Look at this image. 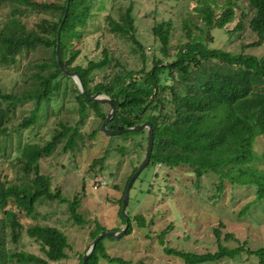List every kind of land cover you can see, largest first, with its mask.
Masks as SVG:
<instances>
[{
	"label": "trees",
	"instance_id": "16d2710c",
	"mask_svg": "<svg viewBox=\"0 0 264 264\" xmlns=\"http://www.w3.org/2000/svg\"><path fill=\"white\" fill-rule=\"evenodd\" d=\"M111 1L112 6L104 16L105 27L101 29L102 41L97 43L98 48L102 47L99 58L82 66L74 65L81 53L76 44L81 32L98 19V13L94 12L97 0H70L69 4L68 0L63 3L0 0V5L7 3L9 8V13L0 18V69L13 74L10 85L0 84V153L14 135L21 140V135L27 133L29 138L36 139L37 132L46 126L52 103L67 101L72 88L79 116L74 126L57 120L44 144L25 142L16 159L10 162L16 164V178L10 180L8 174L0 178V264H52L68 258L72 250L68 237L59 227L46 222L50 216L43 211L54 200L67 204L70 220L75 225L85 223L78 211L82 199L76 196L67 200L59 189L53 191L51 179L39 168L41 159L49 157L63 140L66 144L62 152L75 153L79 141L84 139L80 127L88 116L99 118L102 124L110 111L108 105L82 95L74 80L65 76L58 65L57 34L67 6L59 56L68 71L79 74L89 94L101 93L113 100L117 111L108 129L123 131L150 122L154 146L149 165L162 166L167 171L188 168L187 173L193 180L190 186H185L210 192L213 196L210 199H215V203L227 186L253 190L255 199L241 215L264 201V172L253 165L257 143L264 142V56L245 53L246 49L258 48L264 42V0H246L248 9L240 5L239 0H153L172 7L186 3L190 17L180 23L173 18L159 21L155 17L151 33L158 52L154 47L151 55L138 36L136 0ZM155 9V13H160L159 7ZM34 11L41 16L30 30L21 16ZM246 21L256 41L243 43L238 53L212 46L214 30L222 31L231 39L245 30ZM233 23L236 25L229 29ZM108 37L128 46V56L139 59L141 65L129 68L122 63L113 55ZM173 39H176L175 45ZM97 74H102V79L92 86ZM121 136L133 138V150L146 157L147 130ZM117 151L125 153V148ZM105 158L96 160L90 171H95L96 165ZM132 175L123 189L120 208ZM205 180L209 183L205 184ZM157 187L155 193L160 196H169L175 190L170 184ZM147 193L152 194L150 190ZM168 202L175 211V219L158 237L166 255L179 258L184 264H218L248 255L255 257L258 264H264V246L256 250L247 248L246 242L226 246L225 242L238 241L233 234L226 233L223 237V223L213 230L218 248L215 253L171 248L166 237L178 228L176 221H188V217L179 213L174 200L169 198ZM120 216L126 223L121 212ZM153 220V217L147 220L144 215L134 217L138 227L144 230H148ZM101 231L97 226L91 240ZM132 231L130 218L126 235H131ZM186 238L190 239L189 235ZM103 239L86 264H133L109 255ZM26 241L38 245L42 255L25 251L22 246Z\"/></svg>",
	"mask_w": 264,
	"mask_h": 264
},
{
	"label": "rangeland",
	"instance_id": "374dc122",
	"mask_svg": "<svg viewBox=\"0 0 264 264\" xmlns=\"http://www.w3.org/2000/svg\"><path fill=\"white\" fill-rule=\"evenodd\" d=\"M35 1L39 3H53L55 1L63 3L64 0ZM159 3L153 0H136L135 5L138 36L146 46L149 55L152 54L154 47L158 52V44L151 33L155 17L159 21L164 18H173L179 23L182 19L190 17L186 3L178 4L175 7ZM124 4L126 5V3ZM239 4L248 9L246 0H239ZM111 6V0H97L94 12L98 13V19L91 21L90 28L81 32L80 41L76 44L81 53L74 65L86 66L89 60L99 58L102 47L98 48L97 43L102 41L101 33L103 31L101 29L105 27L104 16L108 14ZM156 7H159L160 13H155ZM8 13L7 3L0 5V18L5 17ZM40 16L34 11L30 15L21 16V21L27 24L31 30ZM251 16L250 13L249 18ZM235 25L236 23L231 24L229 29ZM247 25L248 21H246L245 30L238 35L239 37L234 35L231 39H228L227 34L222 31L214 30L212 46L235 53L241 52L243 43L249 44L257 40ZM108 39L110 40L109 47L114 50L113 55L120 58L122 63L129 68H138L141 65L139 59L128 56L130 52L128 46L122 45L110 37ZM175 42L176 39H173V45ZM245 53L258 57L264 56V42L258 48L246 49ZM8 72V70L0 69V84L10 85L12 83L13 74ZM101 79L102 74H97L92 86ZM52 104L46 126L39 128V132L36 130L38 133L36 139L29 138L27 133L21 135V140L14 135L12 141L0 153V172L4 170L0 178L6 174L10 180L16 178V164L11 165L10 162L16 159L25 142L35 141L44 144L46 140H49L52 126L57 124V120L67 122L71 126L76 125L79 116L73 88L67 101L63 103L62 101L53 102ZM104 108L107 112V107ZM101 125V120L90 114L84 125L80 127L84 139L79 141V147L75 153L64 154L62 152V148L66 144V140H63L49 157L41 159L39 163L40 172L51 179L53 191L56 192L59 189L67 200H73L76 196L82 199L78 211L85 221L81 226L75 225L70 220L67 204L62 205L58 200H54L53 204L46 205L43 211L49 213L50 216L46 222L63 230L72 246L66 260L52 264H80V257L89 251L93 242L91 235L97 230V226H100L101 232H121L125 229L126 223L120 216L119 200L122 198L128 178L136 167L139 168L142 165L145 157L143 154L140 155L138 150H133L135 146L133 138L107 136L99 131ZM121 147L125 148V153L117 151ZM110 149L114 150L106 155ZM256 153L254 168L264 172V142L261 140L257 143ZM104 157H106L105 160L99 162L95 167L96 170L91 172L93 163L96 160H102ZM3 163H5L4 166ZM188 170V168H184L167 171L162 166L156 168L152 165L147 166L135 181L130 192L127 213L132 220V234L126 235L125 233L119 240L104 237L103 244L109 255L123 258L133 264L139 262L146 264H184L179 258L166 255L159 245V235L175 219V211L171 210L168 204L169 198L176 202L179 213L188 217V221H176L178 228L166 237L171 248L201 254L215 253L218 248L215 244L213 230L220 223L225 225L223 237L226 233L233 234L238 241L225 242L226 246L235 247L243 242H246L247 248L251 250L264 246V201L252 206L247 214L241 215L243 209L255 199L253 190L231 189L230 186H227L223 196L215 203V199H210L213 197L210 192L187 187L193 180V177L187 173ZM158 174L160 175L159 179L156 178ZM100 182H104L105 185L94 189L95 186H100ZM208 183L209 181L205 180V184ZM158 184L162 188L170 184L175 186V190L169 196L157 195L155 191ZM148 190L152 194L149 195ZM138 215H144L147 220L153 217V224L149 226L148 230L138 227L137 222L134 221V217ZM186 235H189L190 239H187ZM22 248L29 253L42 255L39 246L32 241H26ZM218 264H258V262L255 257L243 255L235 260H223Z\"/></svg>",
	"mask_w": 264,
	"mask_h": 264
},
{
	"label": "water",
	"instance_id": "95a60500",
	"mask_svg": "<svg viewBox=\"0 0 264 264\" xmlns=\"http://www.w3.org/2000/svg\"><path fill=\"white\" fill-rule=\"evenodd\" d=\"M70 0H68V4H69ZM68 10H69V6H67L66 11H65V15L63 18V21L59 27L58 30V34H57V38H58V45H57V62L58 65L62 71V73L67 76L70 77L74 80V82L76 83L79 91L81 92L82 95H84L87 99L99 103V104H106L110 107V111L107 115L106 120L102 123L101 125V131L103 133H105L107 136H121L122 134H127V133H132V132H139V131H144L147 130L148 131V135H149V141H148V147H147V153H146V157L144 162L142 163V165L137 169V171L132 175L128 186L126 188V191L124 193L123 196V200H122V208H121V213L124 216L125 220H126V226L125 229L121 232H108V231H103L101 232L92 242L89 251L86 252L83 256V262L82 264H86L88 261V258L91 256L94 248L96 247V245L99 243L100 240H102L104 237H110L113 238L115 240H119L128 230L129 225H130V216L127 213V208H128V204H129V198H130V192L132 189L133 184L135 183V181L137 180V178L140 176V174L147 168V166L150 163V159H151V155H152V151H153V146H154V132H153V127L152 124L150 122H146L144 124L141 125H137L135 127L132 128H128L125 129L123 131H116V130H110L108 129V125L111 123L112 119L115 116V113L117 111V109L114 107L113 104V100H111L110 98L102 95L101 93H96L94 95L89 94L86 89L85 86L83 84V81L81 79V77L79 76V74L77 72H70L67 70V68L62 64L60 56H59V43H60V37H61V31H62V26L64 24V21L67 18L68 15Z\"/></svg>",
	"mask_w": 264,
	"mask_h": 264
},
{
	"label": "built area",
	"instance_id": "2783aa9c",
	"mask_svg": "<svg viewBox=\"0 0 264 264\" xmlns=\"http://www.w3.org/2000/svg\"><path fill=\"white\" fill-rule=\"evenodd\" d=\"M102 185H105V183H104V182H100V186L97 185V186L94 187V189H98V188L101 187Z\"/></svg>",
	"mask_w": 264,
	"mask_h": 264
}]
</instances>
